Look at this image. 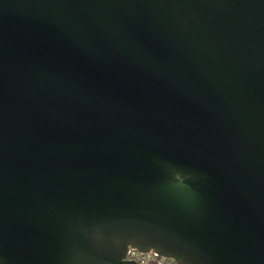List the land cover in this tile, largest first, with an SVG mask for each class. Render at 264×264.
I'll list each match as a JSON object with an SVG mask.
<instances>
[{"label":"water","instance_id":"water-1","mask_svg":"<svg viewBox=\"0 0 264 264\" xmlns=\"http://www.w3.org/2000/svg\"><path fill=\"white\" fill-rule=\"evenodd\" d=\"M264 264V0H0V264Z\"/></svg>","mask_w":264,"mask_h":264},{"label":"built area","instance_id":"built-area-1","mask_svg":"<svg viewBox=\"0 0 264 264\" xmlns=\"http://www.w3.org/2000/svg\"><path fill=\"white\" fill-rule=\"evenodd\" d=\"M125 259L136 264H177L174 260L158 255L153 251L139 253L133 249L128 250Z\"/></svg>","mask_w":264,"mask_h":264},{"label":"trees","instance_id":"trees-1","mask_svg":"<svg viewBox=\"0 0 264 264\" xmlns=\"http://www.w3.org/2000/svg\"><path fill=\"white\" fill-rule=\"evenodd\" d=\"M150 264H154V263H150Z\"/></svg>","mask_w":264,"mask_h":264}]
</instances>
